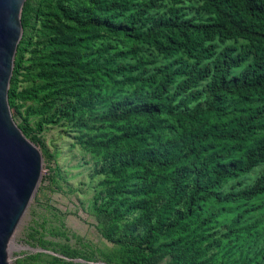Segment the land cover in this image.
<instances>
[{
  "label": "rangeland",
  "instance_id": "obj_1",
  "mask_svg": "<svg viewBox=\"0 0 264 264\" xmlns=\"http://www.w3.org/2000/svg\"><path fill=\"white\" fill-rule=\"evenodd\" d=\"M25 1L35 9L30 15L21 9L20 20L23 14L28 21L7 98L13 121L26 127L40 152L41 170L11 238L9 264H212L223 253L219 249L234 212L211 201L180 217L182 198L165 215L167 222L178 217L179 222L139 245L166 200L169 176L154 192L152 175L164 171L136 166L142 149L133 141L108 142L130 125H144V119L107 123L100 118L130 89L128 72L115 74L111 62H135L124 56L141 43L127 34H136L130 28L138 12L133 6L144 0ZM254 205L239 226L264 220V195ZM233 256L239 264L247 260L240 261L239 249Z\"/></svg>",
  "mask_w": 264,
  "mask_h": 264
},
{
  "label": "trees",
  "instance_id": "obj_2",
  "mask_svg": "<svg viewBox=\"0 0 264 264\" xmlns=\"http://www.w3.org/2000/svg\"><path fill=\"white\" fill-rule=\"evenodd\" d=\"M133 7L136 34L127 35L141 46L128 49L124 60L135 62H111L115 74L128 72L130 89L100 118L144 119L108 142L133 141L142 149L136 166L164 171L152 175L154 192L169 176L166 200L138 244L179 222L165 215L182 198L180 217L215 201L234 213L223 253L212 264H239L230 260L237 249L244 264H264V220L239 226L264 195V0H144ZM34 9L25 1L22 13ZM20 130L33 141L26 127Z\"/></svg>",
  "mask_w": 264,
  "mask_h": 264
},
{
  "label": "water",
  "instance_id": "obj_3",
  "mask_svg": "<svg viewBox=\"0 0 264 264\" xmlns=\"http://www.w3.org/2000/svg\"><path fill=\"white\" fill-rule=\"evenodd\" d=\"M25 0H0V264H9L11 238L39 182V150L15 124L8 105L13 59Z\"/></svg>",
  "mask_w": 264,
  "mask_h": 264
},
{
  "label": "bare ground",
  "instance_id": "obj_4",
  "mask_svg": "<svg viewBox=\"0 0 264 264\" xmlns=\"http://www.w3.org/2000/svg\"><path fill=\"white\" fill-rule=\"evenodd\" d=\"M10 244H11V242H10ZM10 244H9V247H10Z\"/></svg>",
  "mask_w": 264,
  "mask_h": 264
}]
</instances>
